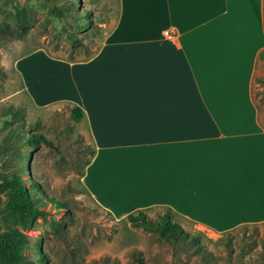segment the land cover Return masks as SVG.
Returning a JSON list of instances; mask_svg holds the SVG:
<instances>
[{
    "label": "crops",
    "instance_id": "obj_1",
    "mask_svg": "<svg viewBox=\"0 0 264 264\" xmlns=\"http://www.w3.org/2000/svg\"><path fill=\"white\" fill-rule=\"evenodd\" d=\"M263 7L117 0L89 58L36 50L16 60L36 107L84 111L95 154L81 182L101 208L117 219L169 208L217 233L264 222V126L252 88Z\"/></svg>",
    "mask_w": 264,
    "mask_h": 264
},
{
    "label": "rangeland",
    "instance_id": "obj_2",
    "mask_svg": "<svg viewBox=\"0 0 264 264\" xmlns=\"http://www.w3.org/2000/svg\"><path fill=\"white\" fill-rule=\"evenodd\" d=\"M116 12L117 0H0V107L19 108L24 126L35 125L44 139L21 149L20 158L2 151L6 131L0 132V183L4 174L24 169L23 179L37 182L43 196L65 203L68 210L58 213L42 203L47 215L23 221L6 208L7 197L0 194V235L16 229L25 236L24 264H139L138 258L143 264H264V222L217 233L174 215L188 233L187 240L176 243L113 217L81 182L82 158L88 156L81 148L92 147L83 122L70 118L66 102L36 107L25 91L15 69L18 58L42 50L64 61L85 60L111 31ZM76 16L86 23L78 24ZM68 35L84 45L71 44ZM252 88L264 126L262 57ZM165 211L152 208L148 214L157 218Z\"/></svg>",
    "mask_w": 264,
    "mask_h": 264
},
{
    "label": "trees",
    "instance_id": "obj_3",
    "mask_svg": "<svg viewBox=\"0 0 264 264\" xmlns=\"http://www.w3.org/2000/svg\"><path fill=\"white\" fill-rule=\"evenodd\" d=\"M80 0H73L79 2ZM78 24H85L86 18L76 16ZM71 44L82 46L81 41L73 35H68ZM264 59V51H261L258 58ZM257 58V61H258ZM70 118L75 122H81L84 119V111L77 105H71ZM23 114L21 110L13 105H4L0 107V132L5 130V135L1 141V148L4 153L17 154L20 158V150L37 146L42 140L38 128L35 125H27L22 122ZM82 154L88 155L82 158L81 178L84 175L85 167L90 163L95 154L93 147L82 146ZM32 152H29V160ZM25 170L9 172L2 176L0 183V194H5L7 197L6 208L15 214L23 221L32 222L38 217L47 215V210L43 208V204L50 203L58 213L66 212L67 205L59 200L46 198L42 194V190L37 182L32 179H23L22 175ZM32 175V174H31ZM150 209L137 210L127 214L124 218L132 227L141 228L144 231L155 234L158 238L168 242H179L188 239V233L183 227L173 219L176 215L169 208H163L166 211L157 218H153L148 214ZM230 232V231H229ZM228 233V232H227ZM64 234V233H63ZM194 241H197L194 239ZM26 243L25 236L16 229L5 232L0 235V258L2 264H24L21 256V251ZM139 259V264H143ZM45 264V263H43Z\"/></svg>",
    "mask_w": 264,
    "mask_h": 264
},
{
    "label": "built area",
    "instance_id": "obj_4",
    "mask_svg": "<svg viewBox=\"0 0 264 264\" xmlns=\"http://www.w3.org/2000/svg\"><path fill=\"white\" fill-rule=\"evenodd\" d=\"M165 33H167V32H165Z\"/></svg>",
    "mask_w": 264,
    "mask_h": 264
}]
</instances>
